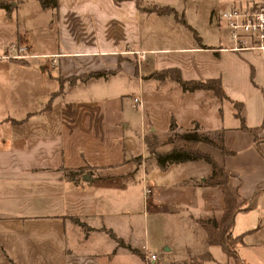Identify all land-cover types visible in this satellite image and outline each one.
<instances>
[{
    "label": "crops",
    "instance_id": "1",
    "mask_svg": "<svg viewBox=\"0 0 264 264\" xmlns=\"http://www.w3.org/2000/svg\"><path fill=\"white\" fill-rule=\"evenodd\" d=\"M6 1L0 264L213 260L217 246L206 243L199 222L219 220L223 188L202 186L211 175L204 160L162 170L145 145L165 153L174 135L193 134L223 149L198 145L227 176L238 259L264 264V65L255 54L219 51L228 46L226 34L198 38L178 0H56L48 9L37 0ZM152 6L170 8L176 18L147 13ZM11 44L33 58H4ZM170 69L183 82L216 80L226 100L151 78ZM71 78L78 80L69 85ZM68 170L83 171L79 181L64 179ZM144 187L150 193L143 198Z\"/></svg>",
    "mask_w": 264,
    "mask_h": 264
},
{
    "label": "trees",
    "instance_id": "2",
    "mask_svg": "<svg viewBox=\"0 0 264 264\" xmlns=\"http://www.w3.org/2000/svg\"><path fill=\"white\" fill-rule=\"evenodd\" d=\"M40 7L42 9L54 8L56 5V0H37ZM9 2L6 0H0V10H5L6 12L10 11L11 8L8 4ZM147 13H156L157 15L168 16L173 15L176 18V15L173 10L170 8H163L152 6L148 10ZM178 22L181 25H185L184 21L180 18ZM92 77L101 76L100 74L91 75ZM151 78L156 79L158 81L163 80H171L179 85L181 91L185 92H193L200 90H208L212 93V95L220 99L221 101L226 100L224 97L223 91L221 89L220 83L215 81H203V82H195V81H185L183 82L180 79V75L178 70L170 69L155 73L151 76ZM78 78L67 79V83L71 85L73 82L77 81ZM169 130L172 131L174 128L173 123L169 124ZM242 128V127H241ZM195 129V126L193 127ZM244 130V128H242ZM206 144L214 149H218L223 152V149L219 146H215L210 140L207 138H200L197 134H193L192 136L187 137H179L178 135H174L172 142V149L169 152H156V146L154 144H150L148 142L145 143L147 146V150L149 155L156 161V165L160 169H165L168 166L173 164H182L188 163L189 161L195 160H204L206 164H208L210 168V177L207 178L202 186L204 187H219L223 188V200L225 203V208L219 218L216 219H206L205 221H200L199 224L206 234V243L210 246H217L222 250L224 255L226 256L227 262L224 264H243L238 259L236 254V244L239 242L238 238H233L230 233V229L232 227L233 215L234 212L237 211L234 199L232 195L228 192L226 188L227 176L223 173L222 169L217 166L214 160L207 154H201L198 151V145ZM83 171L80 170H68L62 171V175L64 179H69L74 182L79 181V176ZM120 243V242H119ZM133 253H136L132 251ZM208 260V257H203L198 260H191L189 262L181 263V264H203Z\"/></svg>",
    "mask_w": 264,
    "mask_h": 264
},
{
    "label": "built area",
    "instance_id": "3",
    "mask_svg": "<svg viewBox=\"0 0 264 264\" xmlns=\"http://www.w3.org/2000/svg\"><path fill=\"white\" fill-rule=\"evenodd\" d=\"M215 26L223 30L228 38V46L219 48V51L244 53L251 52L264 65V0L245 5L229 6L228 9L216 10L211 14ZM8 54L4 58L12 60H25L33 58L27 47L11 44ZM132 107L136 108L140 102L132 98ZM143 198L149 195L146 187L142 188ZM145 251V249H142ZM146 252V251H145ZM148 261H155L154 254L146 253Z\"/></svg>",
    "mask_w": 264,
    "mask_h": 264
},
{
    "label": "rangeland",
    "instance_id": "4",
    "mask_svg": "<svg viewBox=\"0 0 264 264\" xmlns=\"http://www.w3.org/2000/svg\"><path fill=\"white\" fill-rule=\"evenodd\" d=\"M252 1L255 0H178L179 6L178 10H180L181 13L185 11V14L187 18L189 19L190 23H192L196 28L197 37L200 36L205 37L206 39L211 40L213 38V35H216L219 38H224L225 32L223 30L217 29V27L214 24L213 19L210 21V29L211 32H207L206 27L209 26V15L210 11L214 9L216 10H223L228 9L229 6L235 5H245L248 3H253ZM184 32L187 33L185 29H183ZM136 117V120H138L137 115H134ZM135 121V120H134ZM131 126L135 124L134 122L130 123ZM133 139V141H132ZM129 144L132 143L134 147H137V142L133 137L127 136L126 138ZM173 139L171 141L172 145ZM154 239V237H152ZM176 241L182 240V237H177L175 239ZM211 255L213 257V260L206 262V264H222L225 262V256L218 249L217 247L212 248ZM180 256V255H178ZM166 258L163 257V261H165ZM230 263V262H228ZM232 264V263H230Z\"/></svg>",
    "mask_w": 264,
    "mask_h": 264
}]
</instances>
